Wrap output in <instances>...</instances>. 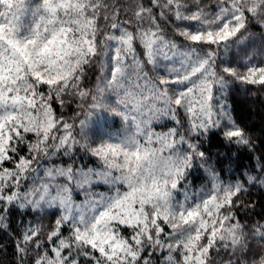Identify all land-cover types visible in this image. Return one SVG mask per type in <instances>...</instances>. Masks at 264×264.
Wrapping results in <instances>:
<instances>
[{
    "label": "snow or ice",
    "instance_id": "6c2138e0",
    "mask_svg": "<svg viewBox=\"0 0 264 264\" xmlns=\"http://www.w3.org/2000/svg\"><path fill=\"white\" fill-rule=\"evenodd\" d=\"M237 90L264 93V0H0V258L264 264Z\"/></svg>",
    "mask_w": 264,
    "mask_h": 264
},
{
    "label": "trees",
    "instance_id": "16d2710c",
    "mask_svg": "<svg viewBox=\"0 0 264 264\" xmlns=\"http://www.w3.org/2000/svg\"><path fill=\"white\" fill-rule=\"evenodd\" d=\"M254 30L258 31V29ZM239 87L240 86H237V89H239ZM232 104L237 119L253 130V139L256 141L257 147L256 155H259L261 151H264V136L261 135V132L264 131V93L256 92L253 94L237 90L232 95ZM212 144L214 147L219 146V139L213 137ZM239 157L241 166L248 165L251 167V165L255 163L252 154L244 149H241ZM197 175H199V173H197ZM193 181L197 185L199 184V181L196 180L195 177ZM244 198L256 200L259 202V205H264V190H261L259 187L252 188ZM259 205L257 211H260ZM241 216L243 218V213H241ZM19 219V213L13 215V228L17 227ZM0 241H7V237L3 232H0ZM10 251L11 245L9 242V252ZM0 261H3V264H7V260L3 258H0Z\"/></svg>",
    "mask_w": 264,
    "mask_h": 264
}]
</instances>
